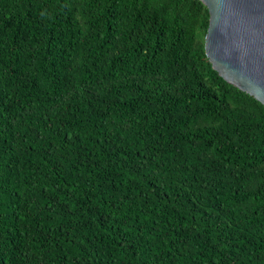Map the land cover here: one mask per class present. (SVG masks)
I'll return each mask as SVG.
<instances>
[{"label": "trees", "instance_id": "obj_1", "mask_svg": "<svg viewBox=\"0 0 264 264\" xmlns=\"http://www.w3.org/2000/svg\"><path fill=\"white\" fill-rule=\"evenodd\" d=\"M202 0H0V264H264V103Z\"/></svg>", "mask_w": 264, "mask_h": 264}, {"label": "water", "instance_id": "obj_2", "mask_svg": "<svg viewBox=\"0 0 264 264\" xmlns=\"http://www.w3.org/2000/svg\"><path fill=\"white\" fill-rule=\"evenodd\" d=\"M205 49L229 82L264 103V0H202Z\"/></svg>", "mask_w": 264, "mask_h": 264}]
</instances>
